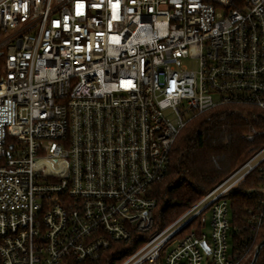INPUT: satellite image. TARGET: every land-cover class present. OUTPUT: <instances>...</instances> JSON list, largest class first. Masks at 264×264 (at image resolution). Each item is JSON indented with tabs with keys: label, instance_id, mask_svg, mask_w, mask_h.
Segmentation results:
<instances>
[{
	"label": "built area",
	"instance_id": "1",
	"mask_svg": "<svg viewBox=\"0 0 264 264\" xmlns=\"http://www.w3.org/2000/svg\"><path fill=\"white\" fill-rule=\"evenodd\" d=\"M223 105L264 113V0H0V264L95 262L150 231L176 137ZM263 164L264 148L120 264L247 263L264 185L233 247L227 196Z\"/></svg>",
	"mask_w": 264,
	"mask_h": 264
},
{
	"label": "trees",
	"instance_id": "2",
	"mask_svg": "<svg viewBox=\"0 0 264 264\" xmlns=\"http://www.w3.org/2000/svg\"><path fill=\"white\" fill-rule=\"evenodd\" d=\"M247 136H252L251 140H247ZM263 148L264 113L254 107L223 105L192 117L171 147L165 177L151 188L156 205L150 231L139 233L133 230L128 240L113 242L97 261L77 264H120ZM261 168L254 169L243 178L227 196L230 201L232 247L242 242L243 237L246 238L238 233L244 225L246 212H256L260 208L244 192L264 185V169ZM203 219L204 215L200 216L184 232L195 230L198 233ZM263 239L264 218L251 245L256 248ZM255 264H264V245Z\"/></svg>",
	"mask_w": 264,
	"mask_h": 264
},
{
	"label": "rangeland",
	"instance_id": "3",
	"mask_svg": "<svg viewBox=\"0 0 264 264\" xmlns=\"http://www.w3.org/2000/svg\"><path fill=\"white\" fill-rule=\"evenodd\" d=\"M188 66L190 68H192V69H195L196 68V64L195 63H188ZM215 100H217V97H215ZM233 106H236V105H233ZM248 107H252V106H248ZM260 112H262V111H260ZM166 113L169 114L170 121H172V123L175 124L176 121L174 119V116L172 114L168 113V112H166ZM229 219L231 220V212H230V215H229ZM209 225H210V217H209V214H206V216H205V227L202 228V231L203 232H209ZM228 242H229V245L231 246V237L230 236H229Z\"/></svg>",
	"mask_w": 264,
	"mask_h": 264
},
{
	"label": "water",
	"instance_id": "4",
	"mask_svg": "<svg viewBox=\"0 0 264 264\" xmlns=\"http://www.w3.org/2000/svg\"><path fill=\"white\" fill-rule=\"evenodd\" d=\"M263 245H264V239L262 241H260L258 243V245L256 246V248L254 250V253H253V257H252V259H251L249 264H255V262H256V260L258 258L259 252H260L261 248L263 247Z\"/></svg>",
	"mask_w": 264,
	"mask_h": 264
}]
</instances>
